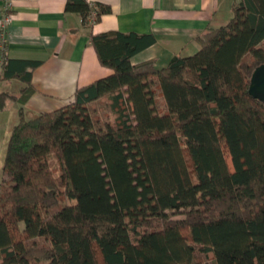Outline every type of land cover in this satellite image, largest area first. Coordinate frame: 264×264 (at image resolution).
<instances>
[{
    "label": "trees",
    "instance_id": "1",
    "mask_svg": "<svg viewBox=\"0 0 264 264\" xmlns=\"http://www.w3.org/2000/svg\"><path fill=\"white\" fill-rule=\"evenodd\" d=\"M109 10L66 2L86 24ZM232 10L163 68L131 60L153 35L93 33L113 73L30 116L41 61L6 59L0 84L23 85L0 90V111L21 104L0 190V264H264V101L249 92L264 63V0ZM99 100L113 117L102 123Z\"/></svg>",
    "mask_w": 264,
    "mask_h": 264
},
{
    "label": "crops",
    "instance_id": "2",
    "mask_svg": "<svg viewBox=\"0 0 264 264\" xmlns=\"http://www.w3.org/2000/svg\"><path fill=\"white\" fill-rule=\"evenodd\" d=\"M87 1L110 10L86 24L80 13L66 11L67 0H0V26L7 13L12 15L0 29V70L10 58L41 61L32 77L35 92L23 105L27 115L58 109L74 99L78 87L113 73L100 62L91 41L93 33L151 34L154 43L136 53L132 63L154 59L156 67L163 68L174 56L194 54L199 47L196 38L209 27L227 23L237 0ZM3 36L8 41L6 49L1 46ZM22 83L5 80L0 90L17 92ZM17 106L14 125L20 120L21 104Z\"/></svg>",
    "mask_w": 264,
    "mask_h": 264
},
{
    "label": "rangeland",
    "instance_id": "3",
    "mask_svg": "<svg viewBox=\"0 0 264 264\" xmlns=\"http://www.w3.org/2000/svg\"><path fill=\"white\" fill-rule=\"evenodd\" d=\"M16 103L10 101L8 103L7 108L4 109V112L0 115V190L2 183L6 178V174L4 172V161H5L9 137L12 131V126L14 125L12 124L14 123L12 122L13 121L12 119L15 112L18 110V106H17L18 103L17 104ZM92 113L101 119V123L104 122L108 117L113 118L111 106L106 100L96 101L92 106ZM228 160L231 167L233 168L230 155H228ZM39 243L42 244L43 242H39Z\"/></svg>",
    "mask_w": 264,
    "mask_h": 264
},
{
    "label": "water",
    "instance_id": "4",
    "mask_svg": "<svg viewBox=\"0 0 264 264\" xmlns=\"http://www.w3.org/2000/svg\"><path fill=\"white\" fill-rule=\"evenodd\" d=\"M249 92L253 97L264 101V63L252 72Z\"/></svg>",
    "mask_w": 264,
    "mask_h": 264
},
{
    "label": "built area",
    "instance_id": "5",
    "mask_svg": "<svg viewBox=\"0 0 264 264\" xmlns=\"http://www.w3.org/2000/svg\"><path fill=\"white\" fill-rule=\"evenodd\" d=\"M8 6H9V4H8ZM8 6H6L7 8H8ZM12 20V15L10 14V13H7L6 15H5V17H4V19H3V23H2V25L0 26V29H4L5 28V26L8 24V23H10V21ZM97 21V16H96V11H93L92 13H91V15L89 16V18H88V22L90 23V24H92V23H95ZM7 43H8V41H7V39L3 36V38H2V49H6V47H7Z\"/></svg>",
    "mask_w": 264,
    "mask_h": 264
}]
</instances>
